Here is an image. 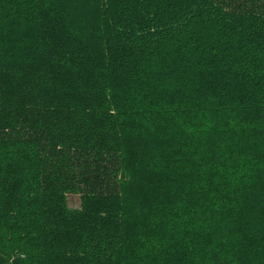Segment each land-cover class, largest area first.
I'll return each mask as SVG.
<instances>
[{
  "label": "trees",
  "instance_id": "1",
  "mask_svg": "<svg viewBox=\"0 0 264 264\" xmlns=\"http://www.w3.org/2000/svg\"><path fill=\"white\" fill-rule=\"evenodd\" d=\"M0 264H264V0H0Z\"/></svg>",
  "mask_w": 264,
  "mask_h": 264
},
{
  "label": "rangeland",
  "instance_id": "2",
  "mask_svg": "<svg viewBox=\"0 0 264 264\" xmlns=\"http://www.w3.org/2000/svg\"><path fill=\"white\" fill-rule=\"evenodd\" d=\"M67 202L71 208H78L80 205V198L77 194H68Z\"/></svg>",
  "mask_w": 264,
  "mask_h": 264
}]
</instances>
